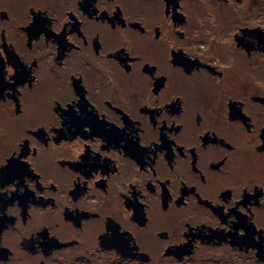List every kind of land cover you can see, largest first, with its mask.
I'll return each mask as SVG.
<instances>
[{
  "label": "flooded vegetation",
  "instance_id": "af4514ba",
  "mask_svg": "<svg viewBox=\"0 0 264 264\" xmlns=\"http://www.w3.org/2000/svg\"><path fill=\"white\" fill-rule=\"evenodd\" d=\"M0 264H264V0H0Z\"/></svg>",
  "mask_w": 264,
  "mask_h": 264
}]
</instances>
